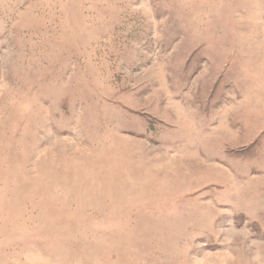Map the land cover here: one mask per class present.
<instances>
[{
	"label": "rangeland",
	"instance_id": "rangeland-1",
	"mask_svg": "<svg viewBox=\"0 0 264 264\" xmlns=\"http://www.w3.org/2000/svg\"><path fill=\"white\" fill-rule=\"evenodd\" d=\"M0 264H264V0H0Z\"/></svg>",
	"mask_w": 264,
	"mask_h": 264
}]
</instances>
